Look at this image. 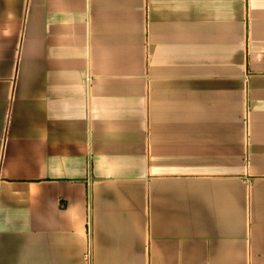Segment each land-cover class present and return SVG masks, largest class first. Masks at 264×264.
<instances>
[{"label": "crops", "instance_id": "crops-1", "mask_svg": "<svg viewBox=\"0 0 264 264\" xmlns=\"http://www.w3.org/2000/svg\"><path fill=\"white\" fill-rule=\"evenodd\" d=\"M0 264H264V0H0Z\"/></svg>", "mask_w": 264, "mask_h": 264}]
</instances>
